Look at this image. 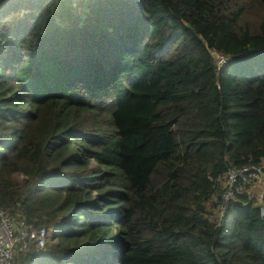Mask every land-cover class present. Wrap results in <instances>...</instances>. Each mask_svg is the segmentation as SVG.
Instances as JSON below:
<instances>
[{
    "label": "trees",
    "instance_id": "trees-1",
    "mask_svg": "<svg viewBox=\"0 0 264 264\" xmlns=\"http://www.w3.org/2000/svg\"><path fill=\"white\" fill-rule=\"evenodd\" d=\"M70 3L0 0V213L52 230L11 264H264V195L220 211L264 162V0Z\"/></svg>",
    "mask_w": 264,
    "mask_h": 264
},
{
    "label": "built area",
    "instance_id": "built-area-1",
    "mask_svg": "<svg viewBox=\"0 0 264 264\" xmlns=\"http://www.w3.org/2000/svg\"><path fill=\"white\" fill-rule=\"evenodd\" d=\"M84 0H71L70 12L75 17L79 16L83 10H81V3ZM217 65L226 64L224 58H218ZM254 173L248 174L247 169H242L239 172L232 171L228 174L225 191L221 195L220 211L222 212L225 205L234 200L235 195H243L247 192L245 184H248L250 188L255 185L254 182H259L260 179L264 178V162L259 166L253 168ZM253 176V178H251ZM237 179H239L243 184H238ZM254 194V193H253ZM249 194L250 199L259 200L261 203L262 196L255 194ZM51 232L47 229H41L40 231H28L23 221L15 220L10 218L3 213H0V264H11L14 258L15 246L20 242L25 243L28 241H33L38 249L45 247L47 240L50 238Z\"/></svg>",
    "mask_w": 264,
    "mask_h": 264
},
{
    "label": "rangeland",
    "instance_id": "rangeland-1",
    "mask_svg": "<svg viewBox=\"0 0 264 264\" xmlns=\"http://www.w3.org/2000/svg\"><path fill=\"white\" fill-rule=\"evenodd\" d=\"M85 2L87 3L88 0L82 1V3H84L82 8H81V10H83V12L78 16V18H79L78 25L82 24V21L85 20V18H86L85 12L86 13L88 12L87 11L88 8H85V7H87ZM75 17H77V15ZM251 178H253V176ZM16 180L20 181V177H17ZM254 183H255V185H252L253 187L251 188L253 193H254V194L252 193L253 196H255V194L258 196L264 195V178L262 177L258 183L257 182H254Z\"/></svg>",
    "mask_w": 264,
    "mask_h": 264
},
{
    "label": "clouds",
    "instance_id": "clouds-1",
    "mask_svg": "<svg viewBox=\"0 0 264 264\" xmlns=\"http://www.w3.org/2000/svg\"><path fill=\"white\" fill-rule=\"evenodd\" d=\"M73 17H74V16H73ZM61 26L63 27V26H65V25H61ZM228 62H229V60L227 61V63H228ZM49 231L51 232V234H50V238H51L52 230H49ZM50 238H49V239H50Z\"/></svg>",
    "mask_w": 264,
    "mask_h": 264
}]
</instances>
